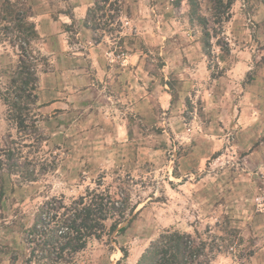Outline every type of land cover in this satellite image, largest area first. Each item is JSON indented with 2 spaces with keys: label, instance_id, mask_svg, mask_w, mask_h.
Listing matches in <instances>:
<instances>
[{
  "label": "rangeland",
  "instance_id": "obj_1",
  "mask_svg": "<svg viewBox=\"0 0 264 264\" xmlns=\"http://www.w3.org/2000/svg\"><path fill=\"white\" fill-rule=\"evenodd\" d=\"M11 1L28 7L40 33L32 46L43 57L39 130L20 131L3 98L20 40L12 22L0 21V153L13 144L21 167L37 174L9 181L0 158V264H11L8 251L21 242L18 215L31 220L44 199L98 183L129 194L134 211L124 232L93 240L76 264H137L168 227L217 240L222 253L212 264H264V0H232L221 21L211 0H198L196 11L188 0H123L113 33L85 27L93 0ZM113 53L121 58L111 67L120 69L118 60L134 56L132 102L123 87L111 92L93 63Z\"/></svg>",
  "mask_w": 264,
  "mask_h": 264
},
{
  "label": "trees",
  "instance_id": "obj_2",
  "mask_svg": "<svg viewBox=\"0 0 264 264\" xmlns=\"http://www.w3.org/2000/svg\"><path fill=\"white\" fill-rule=\"evenodd\" d=\"M211 1L219 21L226 13L229 15L232 0ZM178 2L180 3L179 0ZM188 3L191 10L196 11L199 8L198 0H188ZM122 6L123 0H93L86 11L85 27L94 32H120L121 29H116L115 24L122 28ZM71 15L73 13H70ZM31 18L28 7H20L11 0H3L0 21L12 22L20 40L21 51L17 64L10 71L9 86L12 90L8 89L3 98L8 105L10 119L20 131L39 130L34 107L40 105L37 65L43 56L32 46V42L40 37V33L39 27ZM101 38L95 39V42H101ZM210 40L211 35L206 31L203 41L206 54L210 53ZM2 150L4 152L0 153V158L4 156L7 162L9 181L14 174L25 181L37 180L34 170L21 167L16 156L19 149L9 144ZM2 161L4 160H0V163ZM0 182L1 209L6 194V180L1 179ZM100 186L101 183L94 188L88 187L83 194L76 197L67 198L64 194L48 197L34 209L31 220L26 218L25 214L18 215L12 225L19 224L21 242L18 247L8 251L11 264H16L21 258L24 264H76L78 254L86 249L90 242L103 239L105 235L117 229L124 232L128 224L122 227L120 225L127 221V211L129 210V214L134 211V207H130L129 194L111 192ZM224 229L230 237H238L237 229H231L230 232L227 228ZM217 236L228 241L229 245L234 243V239L228 240L221 234ZM210 241L202 238L198 231L193 234L168 227L150 241L137 264H212L222 250L217 240ZM122 251L126 256L127 251Z\"/></svg>",
  "mask_w": 264,
  "mask_h": 264
},
{
  "label": "crops",
  "instance_id": "obj_3",
  "mask_svg": "<svg viewBox=\"0 0 264 264\" xmlns=\"http://www.w3.org/2000/svg\"><path fill=\"white\" fill-rule=\"evenodd\" d=\"M87 6L81 7V9L83 8V12L87 9ZM74 11V10H73ZM86 14V12H85ZM74 18H76V16L74 15ZM67 23V22H66ZM100 44V42L97 43V45ZM98 58H93L94 61V65H96L97 70L99 71V77H102V81H104L105 78V85L108 83L110 85L111 88V92H119L121 91V87H123L124 89H126L125 91V96L126 99H129L132 102V97L135 95L134 92V88L136 87V73H135V69L131 68V66L134 63V56L132 55L131 57H129V55H126L125 57H122L121 60H118L120 62H122V69H120L119 67H111V65H116V64H112V62L116 61V57L111 56L110 59L108 58H101L100 56H97ZM172 59V58H171ZM198 61L200 62V64H202V62H205V59H203V57L201 56L200 58H198ZM197 61V62H198ZM132 64V65H130ZM203 65V64H202ZM113 72V74H112ZM189 82H184V84L186 83L189 84H193L195 83L194 80L188 79ZM191 81V82H190ZM106 96H108V99L111 98V94H106ZM167 102H168V98H167ZM109 105V103H107V106ZM165 107L166 104H163ZM113 124V121H112Z\"/></svg>",
  "mask_w": 264,
  "mask_h": 264
},
{
  "label": "built area",
  "instance_id": "obj_4",
  "mask_svg": "<svg viewBox=\"0 0 264 264\" xmlns=\"http://www.w3.org/2000/svg\"><path fill=\"white\" fill-rule=\"evenodd\" d=\"M111 56L116 57V59H120L121 58V55H115L114 53Z\"/></svg>",
  "mask_w": 264,
  "mask_h": 264
}]
</instances>
